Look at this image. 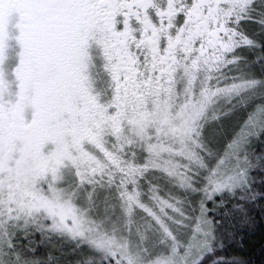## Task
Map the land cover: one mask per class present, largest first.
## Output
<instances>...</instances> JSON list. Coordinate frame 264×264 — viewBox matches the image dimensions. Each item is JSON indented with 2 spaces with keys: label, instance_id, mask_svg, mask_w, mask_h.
Here are the masks:
<instances>
[{
  "label": "snow or ice",
  "instance_id": "obj_1",
  "mask_svg": "<svg viewBox=\"0 0 264 264\" xmlns=\"http://www.w3.org/2000/svg\"><path fill=\"white\" fill-rule=\"evenodd\" d=\"M257 229L264 0H0V264H253Z\"/></svg>",
  "mask_w": 264,
  "mask_h": 264
},
{
  "label": "trees",
  "instance_id": "obj_2",
  "mask_svg": "<svg viewBox=\"0 0 264 264\" xmlns=\"http://www.w3.org/2000/svg\"><path fill=\"white\" fill-rule=\"evenodd\" d=\"M262 232L257 229L247 239L249 244L248 254L253 264H264V240L261 239Z\"/></svg>",
  "mask_w": 264,
  "mask_h": 264
}]
</instances>
